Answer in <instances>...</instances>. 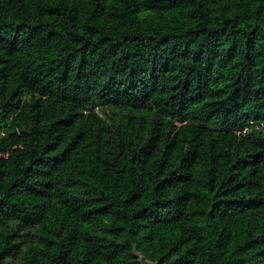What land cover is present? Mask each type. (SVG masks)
Returning <instances> with one entry per match:
<instances>
[{
  "label": "trees",
  "instance_id": "trees-1",
  "mask_svg": "<svg viewBox=\"0 0 264 264\" xmlns=\"http://www.w3.org/2000/svg\"><path fill=\"white\" fill-rule=\"evenodd\" d=\"M141 255L264 264V0H0V264Z\"/></svg>",
  "mask_w": 264,
  "mask_h": 264
},
{
  "label": "water",
  "instance_id": "water-1",
  "mask_svg": "<svg viewBox=\"0 0 264 264\" xmlns=\"http://www.w3.org/2000/svg\"><path fill=\"white\" fill-rule=\"evenodd\" d=\"M140 260H141V263L142 264H159L158 261H151V260H148L145 256L141 255L140 257Z\"/></svg>",
  "mask_w": 264,
  "mask_h": 264
},
{
  "label": "built area",
  "instance_id": "built-area-1",
  "mask_svg": "<svg viewBox=\"0 0 264 264\" xmlns=\"http://www.w3.org/2000/svg\"><path fill=\"white\" fill-rule=\"evenodd\" d=\"M246 130H244V132H245Z\"/></svg>",
  "mask_w": 264,
  "mask_h": 264
}]
</instances>
